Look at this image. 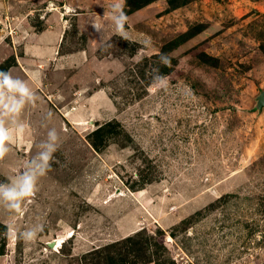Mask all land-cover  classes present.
Here are the masks:
<instances>
[{
  "label": "rangeland",
  "instance_id": "rangeland-1",
  "mask_svg": "<svg viewBox=\"0 0 264 264\" xmlns=\"http://www.w3.org/2000/svg\"><path fill=\"white\" fill-rule=\"evenodd\" d=\"M54 1L76 8L60 63L22 54L58 6L0 0V71L21 61L38 97L23 131L3 118L0 184L59 135L21 212L0 204V264H264V0H124L126 38L113 0ZM37 224L32 242L7 232Z\"/></svg>",
  "mask_w": 264,
  "mask_h": 264
},
{
  "label": "clouds",
  "instance_id": "clouds-1",
  "mask_svg": "<svg viewBox=\"0 0 264 264\" xmlns=\"http://www.w3.org/2000/svg\"><path fill=\"white\" fill-rule=\"evenodd\" d=\"M105 15H107V11ZM109 20L114 26V34L126 38L125 25L128 15L124 11V0H113ZM90 23L94 31L99 33L103 39L104 27L95 19H92ZM160 61L165 65L171 63L167 55H161ZM153 80L160 86H165L164 76L156 74ZM37 99L36 92L26 81L14 77L10 71H0V157L8 152V145L11 143V133L3 118L12 117L17 129L23 131L24 125L17 118L28 103L35 104ZM58 141L59 135L56 129H50L47 141L40 145L42 150L29 160L27 167L24 168L18 179L8 184H0V204L16 213L21 212L23 203L33 196L38 179L48 171L53 154L57 151ZM41 231H43L42 224L29 227L19 233L12 225L7 226L9 237H17L26 243L36 240Z\"/></svg>",
  "mask_w": 264,
  "mask_h": 264
},
{
  "label": "crops",
  "instance_id": "crops-1",
  "mask_svg": "<svg viewBox=\"0 0 264 264\" xmlns=\"http://www.w3.org/2000/svg\"><path fill=\"white\" fill-rule=\"evenodd\" d=\"M50 3L51 6L58 7H54L53 10L52 8H49V10H47V18H45L46 20H43V30L39 31L37 35H34V33L30 35L31 38L27 43H25L26 45L24 44L25 48L22 54L29 55L31 60L46 58L48 60H52L55 62L58 61L60 63L63 62V59H65V55H63L61 52V47L66 34L65 25L66 22L69 21V18H72L75 15L76 8L73 4L68 3V1L64 3V5L59 4L54 0H51ZM58 10L59 12L57 13ZM48 22L50 25H47ZM33 42H35V44H33ZM16 64L17 67L18 64L20 65V67H22L23 72L25 73H23V76L26 79H31L33 81V77L30 73H28L26 65L24 66L21 61L17 62V60L15 59V61H13V64L9 67L8 71L13 69Z\"/></svg>",
  "mask_w": 264,
  "mask_h": 264
},
{
  "label": "water",
  "instance_id": "water-1",
  "mask_svg": "<svg viewBox=\"0 0 264 264\" xmlns=\"http://www.w3.org/2000/svg\"><path fill=\"white\" fill-rule=\"evenodd\" d=\"M254 108L256 110H263L264 109V89L260 91L258 96L255 98V106ZM55 241L49 242V246H53Z\"/></svg>",
  "mask_w": 264,
  "mask_h": 264
},
{
  "label": "trees",
  "instance_id": "trees-1",
  "mask_svg": "<svg viewBox=\"0 0 264 264\" xmlns=\"http://www.w3.org/2000/svg\"><path fill=\"white\" fill-rule=\"evenodd\" d=\"M11 65H12V64L6 65L5 68L3 69V71H8V69H9V67H10ZM107 125H108V123H107ZM102 131L105 132V130H104V126H103V127H99V128L96 130V132L94 133L95 136H97V137L101 136V135H100V132H102ZM91 143H92V145H93V147H94L95 149H99V148L101 147V145H103V144H101V142H98L97 139L94 140V139H92V138H91Z\"/></svg>",
  "mask_w": 264,
  "mask_h": 264
},
{
  "label": "bare ground",
  "instance_id": "bare-ground-1",
  "mask_svg": "<svg viewBox=\"0 0 264 264\" xmlns=\"http://www.w3.org/2000/svg\"><path fill=\"white\" fill-rule=\"evenodd\" d=\"M71 10V9H70ZM74 235V232H72V234H70L69 236H72ZM67 236V237H69ZM73 237V236H72ZM67 238H58V239H55L53 241H55L54 245L51 246L52 248H59L60 246L63 245V243L66 241ZM52 242V241H51Z\"/></svg>",
  "mask_w": 264,
  "mask_h": 264
}]
</instances>
